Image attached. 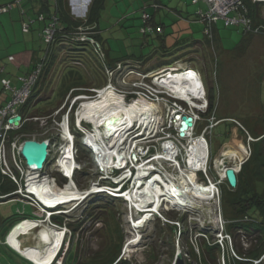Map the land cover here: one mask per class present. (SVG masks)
Segmentation results:
<instances>
[{
	"label": "rangeland",
	"instance_id": "374dc122",
	"mask_svg": "<svg viewBox=\"0 0 264 264\" xmlns=\"http://www.w3.org/2000/svg\"><path fill=\"white\" fill-rule=\"evenodd\" d=\"M69 1L71 6L75 7L77 4H85V2L89 0H75L76 4H74V0ZM135 1L136 0H120L122 4L117 6L113 1L108 0L106 3L104 2L102 7H100L99 13H101L100 23L103 37V48L107 53L111 51L113 57H122L133 54L138 57L145 55L142 60L147 63V66L149 64L155 65L160 62L162 64H173L180 57H188L186 62L183 63L190 64L191 61H193L192 67L201 73L202 80L206 86L207 98L210 95V89L215 91L214 110L210 111L208 106L207 108L202 109V111H197L198 115L200 114V119L196 123L194 129L195 136H198V139H201L200 136L203 134L206 127L210 128L205 134L211 153L209 166H211V162L212 164L216 162L215 158L218 160L222 158V156L226 159L230 158L229 161L232 163H236L235 160L239 163H241L240 161L243 159L246 160L247 163L244 165V168H246L244 172L245 187L248 189L251 188L253 192L256 190L258 194H263L264 177L262 178L257 175L255 171L256 160L254 155H250V153L253 151V142L264 136V35L246 34L244 33L242 26L227 27L223 21H219L215 26L217 25V35H219L220 38V51L223 52L220 54L217 49L215 50L213 46L206 43L204 44L206 56H203L202 54L193 55L190 54V52L196 49V44L194 42L196 40L194 39L205 41L204 25L200 22H195L194 25L183 30L187 26L185 23H180L177 19L168 20L165 17L164 22L167 27L164 29L166 30V36H170L171 41L174 38L183 39L185 37L187 39L188 37H192L194 32L197 36L194 39L191 38L188 40L186 42L187 44H183L180 48H173L168 52H164L158 46L160 41L155 33L144 35L141 32V26L144 25L141 18V10H139L137 6L134 8L130 5L131 2ZM123 2H125V4ZM87 7L88 6H82L78 10L74 9L72 10V14L80 17L82 11L86 10ZM147 9H149L150 13L155 15L159 12L155 11L153 6H149ZM77 13H80V15H77ZM4 14L5 13L0 14V21ZM11 14L15 13L13 12ZM7 16L8 15L4 17ZM28 16L35 18L36 14L28 12ZM28 16H26V18H28ZM6 23V26L0 29V33L7 37V43L3 42L2 44V41L0 43V59L5 53L8 54L11 52L23 51L27 46V49L29 50L35 49L34 47H36L38 51L42 49L39 56L35 55V57L41 62L44 61L47 45H43L39 38V24H33L32 31L25 33L19 28V23H22V20L16 15L13 17L10 16L9 19L6 20ZM179 23L183 27L182 29H180L181 26H179ZM173 27L174 31L176 29L175 32L173 31ZM243 39L246 40L244 41ZM69 46L70 45L66 44L60 46L54 45L52 48L54 56L51 59V50L45 61L44 70L39 80L38 87L40 88V92L37 101L30 110V112H33L38 108L47 106L51 108L49 111H53L52 113L55 114L53 119H50L48 124L44 125V128L41 127V122L36 121L43 129L40 137L45 139L49 136H57V133H59V130H56L57 125L60 124L64 115L66 116V114H70L68 116L70 129L75 137V147L77 144L79 147V156L78 158L76 157V160L77 163H79L78 165L80 168L72 178L75 184L70 183L66 188L72 186L75 189L77 187L75 190L78 189L80 192H83L85 197L83 200L76 201L75 203L54 205L55 209L60 207V209L66 211L56 212L57 216L63 217V224H61L63 226L61 227L64 229L61 230L66 232V247L61 253L59 262L64 264L66 261V264H76V259L82 262L85 260L86 256H94V254H99L103 257V252L113 249L121 238L122 247L118 257L122 256L123 260H127L132 264H201L203 258L202 243H216L222 228L225 230V234L228 235V239L227 241H224V249L220 245L221 250L217 258L218 264H228L229 260L233 259L235 255L239 257L241 256L239 252H246L247 249H250L253 245L250 240L254 236L256 237L257 233L251 230L245 235L243 231L241 232L233 226V223L244 222L247 218L238 217L232 206L231 200L228 197H225L226 192L229 191L227 183L220 187V189L223 190L222 195L226 198L223 199V196H221V203H218L217 196L213 199L214 193L209 194L207 191H205V193L212 196H210L211 198L208 202L204 199L198 200L193 198L185 201V199L182 200L176 196H162L160 201L164 200L165 202L178 207L174 208L173 206H169L168 209L165 208L161 211L162 215L155 214L151 216L149 222H147L144 227H141L139 231L134 229L132 220L136 217L138 218L140 213L136 212L135 208L131 206L130 201H126L119 196L111 195L107 193L106 190V192L89 193V191L93 189L96 191V186L100 184L104 183L106 185H111V183H113L109 179H103V177L107 176V172H102L100 170L102 165L103 169L107 171H111V168L102 164L90 147L85 145V136H83L82 132L75 125V114L78 113L79 122L84 119L91 120L85 122L84 125L88 131L90 130L92 133L99 135L101 128H99V120L110 115L112 111H101L94 119H90L89 117L82 118L80 111L83 107L93 104V102H88L91 101L92 98L88 99L87 97H84L82 100H77L71 109V105L74 101L73 99L78 93L76 94V92L73 93V91H71L64 99L60 100L58 98V93L61 87V79L65 74L68 75L67 69L82 72L84 75V81L87 82L82 84V90H92L94 93H96V90H101V94L108 89H105V87L109 83L112 84V87L118 90H132V87L134 86L130 82L140 80L142 76L140 74H131L126 78L125 83L121 82L119 78L123 77V74L110 76L101 66L98 65L95 57L84 58L88 55L87 51H71ZM199 47L200 45L198 44L197 49H199ZM89 48L92 47H88L87 49ZM81 59L83 60L81 61ZM128 62L127 65H130L133 70L139 72L142 70L145 71L143 65L140 64L139 61L133 60ZM118 64L119 63L116 65ZM0 65H4L5 68H10L6 69L5 74H0V91L2 90L4 92V96L8 94V96L11 97L10 91H6L3 88L1 82L2 78L5 77L16 83L17 76L24 75L26 70L25 68H11V63L8 58L0 60ZM121 65L129 70L127 65ZM167 67L168 66L165 68ZM107 70H109V68ZM161 70L162 66H158L151 71L155 72L154 74H157ZM110 77L113 79L112 82L109 79ZM202 80H199V86L197 89L187 86L188 93L195 95V98L197 97L196 103L192 101L189 103L200 108L205 104L201 102L202 97L200 91ZM104 83H106L104 87L102 86L99 88V85H103ZM18 85L20 86L19 83ZM44 96L50 97L46 101L43 99ZM99 97L100 96L92 100L96 101ZM140 99L143 98L135 99L131 102L127 99L129 103L124 100L121 107L125 109H136L137 102ZM81 102L84 103L79 112H77L78 106ZM65 104L66 107L62 109ZM158 107L159 111L156 116L155 125L151 128L152 131L150 132L149 141L146 137L145 140L141 139L138 142H143L144 145L156 144L155 150L160 152L161 150L159 146L161 145V142L166 140L165 136L168 137L170 135L168 134L169 131L173 133L174 137H178L177 133H175L178 127H172L170 123L171 120L174 119V114L176 112L173 111L170 115L168 112V106L158 104ZM188 108L191 107L189 106ZM60 110L62 111L60 112ZM189 112H192L191 109H189ZM166 121L168 124H165ZM66 125L67 124L65 123L64 126L66 127ZM139 125L141 126V124ZM211 126L214 127L211 128ZM144 129L147 128L143 127L142 131ZM164 131H166L167 135L164 137L159 136L158 132L164 133ZM245 131L248 133L247 136ZM145 133L147 134L148 132ZM154 135L156 136L154 137ZM226 135L228 138L224 140ZM178 140V143L181 145L180 149H185L183 148L184 145L186 148L188 146V148H190L191 143H194L193 139L189 141H184L182 139ZM64 144L63 137L59 136V139L56 140L52 149L53 158L49 161V168L54 161V157L58 155L57 153ZM81 145H84V147H81ZM126 145L128 146V144ZM95 150L96 148L94 151ZM123 156L125 160L128 154L127 156L123 154ZM122 162L124 163L125 161H121L119 164ZM153 162L155 163L157 160H153ZM163 163V167L169 169L172 180L178 178L179 175L176 167L171 166L170 168V163H168V165L162 160V164ZM62 168L65 173H67L65 168ZM185 170L188 171L185 172L186 178L181 175L182 178L179 180L176 179V181L182 189L187 187L190 190L197 185L209 187L210 185L202 183L206 182L208 177L211 180H215L219 174V172L217 173L215 171L214 167L213 171L208 172V175H197L195 171H191L189 168H185ZM189 172H192V174ZM57 177H59V186L62 187V185H64L65 187L67 182L64 184L63 177L58 175ZM221 177L224 178L223 176ZM188 178H192L191 182H193V184L187 182ZM153 179L145 180L144 182L152 181ZM153 185L155 191H160L162 188L161 184L158 182L153 183ZM126 186L131 187L129 184ZM66 188H62L61 190ZM58 189L60 190L59 187ZM58 189H55L56 192L59 191ZM118 193L119 192H117V194ZM17 197L18 196L15 198ZM148 203H145L144 206L147 207ZM12 204H14V201H10L6 203V205L0 203L1 217L4 218L6 215L9 216L13 214V212H11ZM33 209L35 212H38V214H43L37 208ZM155 209H158L157 206H155ZM218 214H220L221 217L218 216ZM53 221V218H48L47 225H50ZM54 223H56V221H54ZM46 226L44 228V226L40 224L39 227H36L37 229L42 227V232L40 231L38 233L37 238V241L41 245L39 248L40 250L45 247V242H42V233L48 234V232H50V228H47ZM19 229L20 234L30 228L26 225H20ZM75 229L76 234L74 235ZM204 232H206L205 235L201 234ZM140 238L141 240L138 242ZM108 242H112L111 245H109L110 243ZM190 246L192 247L194 254L190 253ZM180 261L181 263H179ZM11 264L15 263L13 262Z\"/></svg>",
	"mask_w": 264,
	"mask_h": 264
},
{
	"label": "trees",
	"instance_id": "16d2710c",
	"mask_svg": "<svg viewBox=\"0 0 264 264\" xmlns=\"http://www.w3.org/2000/svg\"><path fill=\"white\" fill-rule=\"evenodd\" d=\"M104 1L105 0H92L91 5L87 9L86 15L84 17H77L72 14L73 11H72V7H71L69 0H53V1L51 0H22L20 4H17L14 0V2L18 5L20 9V14L22 18V30L25 33H29L30 31H32L31 29H32L33 24L41 25L40 30H39L40 40L43 45L44 44L47 45L46 51L43 49L45 51L44 62L49 56L54 45L60 46V45L66 44V45H70L69 47L71 51H74V50L87 51L88 55H86L84 58L95 57L97 59L98 65L101 66L105 72H107L106 70L108 68L109 69L116 68L117 63L127 65V63H129L128 61H130L128 59L137 60L140 62V64L145 63L142 60V58L145 57V55H141L140 57H138L133 54V55H127L121 59H110L109 58L108 53L105 51L102 45V29H101V23H100L101 13H99L100 12L99 9L100 7L103 6ZM243 1L248 6L249 15L253 18L254 22L258 25L264 24V3H260V2L255 3L253 2V0H243ZM191 2L192 4L197 6L195 15H197L198 10L202 9L203 6L204 8H206V4L204 3V0H196V1L191 0ZM148 3L149 4H145L142 8H140L141 18H142V12L145 10L148 11L147 8L149 6H153L155 8V11H160L162 7L166 8L164 4L158 3V0H150V2ZM2 6H9V5L8 4L0 5V7ZM28 12H32L36 14V17L35 18L29 17ZM2 13H6V12H0V14ZM150 14H151V22L153 23V25L161 26L159 23L156 22L155 14L153 13H150ZM26 16H28V18H26ZM219 21H222V20H219ZM25 24L28 25L27 31H25L24 29ZM215 24H213V28L211 30L212 37H210L209 34L205 33V25L203 24L205 42L209 44L210 46H213L215 50L217 49L219 51V46H218L219 38L216 35L217 29H216ZM143 26H145V23ZM143 26H141V29ZM47 28H51L54 30V36H53L52 41L50 42L45 41V38L43 37L45 30ZM162 28H163V31L156 35L161 40H164L166 38L165 37L166 33L164 32V26H162ZM84 35L88 38L83 39ZM144 35H151V34H144ZM90 38H92L93 40ZM88 47H92V48L87 49ZM164 51H166V48H164ZM101 52L104 54V57L101 56ZM50 56L52 59V57L54 56L53 50ZM82 60L83 59H81V61ZM76 61H79V60H76ZM39 62L41 61L35 59L32 70H34V68L37 67V64ZM127 66L130 69H132L130 65H127ZM4 71H5L4 68L2 70L0 69V74H2ZM140 72L149 73L151 72V70H149V67H148L145 69V71L142 70ZM67 73L69 76L65 74L61 79V87L58 93V98L60 100L64 99L66 95L71 91H73V93L76 92V94L78 93L77 95L87 94L89 96H94L96 94L92 90H82L81 88L82 84L87 83L84 81V75L82 74V72L67 69ZM24 75L17 76L16 83L20 84L21 82L18 80V78ZM11 82H12V85L17 86L16 84H14L12 80ZM105 84L106 83H104L103 85L100 84L99 88H101L102 86L104 87ZM38 86H39V81L33 87L32 93L29 96L27 102L19 109L20 115L25 120L26 119L28 120H26L23 123L21 128L12 132L10 135L11 137H14L15 135L19 134L22 137L21 138L22 141L26 139H33V138H37L41 140L45 139V138L40 137V135L43 132V129L39 126V123L32 120V118L39 117V116H49L52 114L53 111H49L51 108L45 106V107L38 108L34 110L33 112H30L32 106H34V104L36 103L39 92H40V88ZM44 97L43 99L47 101L50 96H47V97L44 96ZM10 98L11 97H9L8 101L10 100ZM208 101H209L210 111L214 110L215 91H213L212 89H210V95L208 96ZM245 134L246 136L248 135L246 131H245ZM227 138L228 136L226 135L224 140H226ZM81 147H84V145H81ZM77 149L79 152L78 144H77ZM252 155H254L255 160H256L255 171L259 177L261 176L263 178L264 177V136H262L261 138L253 142ZM246 163L247 162L243 164V168L237 174V177H238L237 187L233 188L228 184L229 191L226 192V195L225 194L224 195L225 197H228L231 200L232 206L234 207L235 212L237 213V216L247 217L248 219L244 222H235L233 223V226L237 228V230L241 232L243 231L245 235L246 233H249L251 230L255 231L257 234H256V237L254 236L250 240L253 244L252 247L250 249H247L246 252H239L241 254L240 256L241 259L234 257L233 259L229 260L228 264H253L252 260L258 259L264 253V193L258 194L256 190L253 192L251 188L248 189L247 187H245V178H244L245 173L244 172L246 168H244L245 167L244 165H246ZM15 190H16V185L8 177L3 176L0 179V201L9 200V198L11 197L6 196V195L13 193ZM3 196H6V197H3ZM223 199H226V198H224L223 196ZM32 216H33V219L40 218L39 216H36V215H32ZM24 219L25 217H12V218H7L6 220H4L5 223L8 224L7 232L11 231L17 224H19ZM53 219L59 224H63V217L53 216ZM75 234H76V229H75L74 235ZM202 234L205 235L206 232ZM111 243L109 245H111ZM201 246H202V256H203L201 264H218L217 258L221 250L220 243L203 242ZM121 247H122V239L120 238L113 249L103 252V257L100 256L99 254H94V256H86L85 260L82 262L76 259V264H132L131 262L127 260H123L122 256L118 257L120 254ZM190 249H191L189 250L190 253L194 254V251L191 246H190Z\"/></svg>",
	"mask_w": 264,
	"mask_h": 264
},
{
	"label": "built area",
	"instance_id": "2783aa9c",
	"mask_svg": "<svg viewBox=\"0 0 264 264\" xmlns=\"http://www.w3.org/2000/svg\"><path fill=\"white\" fill-rule=\"evenodd\" d=\"M21 1L22 0H15L17 4H20ZM253 2L264 3V0H253ZM204 3L206 4V8L199 9L197 15L199 21L205 25V33L209 34L210 37H212L211 30L213 28V24H215L219 20L224 21V24L227 27L242 26L246 34L264 35V24L258 25L254 22L253 18L249 15L248 6L245 4L243 0H204ZM7 11H9V6L0 7V12H7ZM142 19L145 23V26H143L141 29V32L143 34H154V33L158 34L163 31L162 26L153 25V23L151 22V14L147 10L142 12ZM24 29L25 31L28 30L27 24H25ZM53 36H54V30L51 28H47L43 35L45 41L47 42L52 41ZM84 38H88V37L84 35L83 39ZM101 56L104 57V54L102 52H101ZM44 64H45L44 61L39 62L37 64V67L34 68V70L25 74L24 76L19 77L18 80L21 82L20 86L12 85L11 80L7 78H2L1 80L4 90L10 91L11 98L8 102H6L5 105L0 106V179L3 176L8 177L18 187L17 191L14 193L22 196L24 199L29 201V203H31L32 206L39 208L42 212H48L49 210L46 204H44L45 202L40 200L38 195H36L35 193L36 190L34 186L43 183L46 180L48 182H53L55 181V178L50 176V174L47 172L48 170L47 168L41 172V171L32 170L29 167H27L20 154V149L22 146V140H21L22 137L19 134L15 135L14 137L10 136L12 132L21 128L23 123L26 120H28V119L25 120L20 115L19 109L27 102L29 96L32 93L33 87L39 81L40 76L44 70ZM178 72L180 74H184L194 71L189 68H182V66L178 64V62H174L173 64L168 65L167 68H162V70L157 74H154L155 72L152 71L149 73L138 72L130 68L129 70H127V68L123 67L121 64H118L117 67L114 69L107 70V73L110 76L123 74L122 75L123 77H120L119 80L124 83L126 82V78H128V76H130L131 74H140L142 76L140 80L130 82L134 86L132 87V90H128V91L122 89L118 90L112 87V84L109 85V87H111L113 90L122 94L123 97L126 98L129 95H135L139 98L146 99L147 101H151L157 104H164L168 106L169 110L171 109V113L174 111L176 112V114H180V115L190 114L193 115L196 120L197 118H199V115L194 112L193 107L190 106L191 108H188L185 105H182L177 100L178 97H184V96H187L188 98L191 99L192 95L191 94L188 95L187 93L185 95H182L181 88L174 90L165 84L166 79L172 80L173 77L178 74ZM148 79H152V82L150 83ZM110 80L112 82L113 79L110 77ZM200 93L204 97L205 90L202 83H201ZM189 109H191L192 112H189ZM17 115L21 116V120L18 125H15L10 122V119ZM54 115L55 114L44 117H33L32 120H34L35 122L36 121L41 122L42 123L41 127H44V125H47L48 121L52 117H54ZM180 121H181L180 118L179 119L174 118L173 120H171V124L178 127L180 125ZM65 122H68V115L63 116L60 124L57 125L56 127V130H59V133H57V135L63 137V139H66V132L63 131ZM176 139L178 140L179 138ZM193 141L196 142L195 139ZM54 145L55 142H53V144L51 145L50 156L48 158V161H50L51 158H53L52 149ZM138 145H134L133 149L134 150L140 149L141 156L144 157L146 156V154H149V151L152 149V147L156 148V144H151L146 147L144 146L139 147ZM191 148L192 145L190 149L186 152L185 157L182 159L183 164L184 165L187 164V168H191V167L195 168L197 172H200L202 170L205 175H208V172L211 170V167L209 166V152L207 151V156L204 161L198 160L193 158L194 151L192 152ZM178 153L179 151L176 149V147H173L171 154H173L174 157H177ZM57 154L58 155L54 157V161L50 166V170H56V171L63 170L62 166L59 164V161L60 159L65 158L67 156L64 145L63 147H61L60 151ZM201 157H203L202 154ZM153 158L154 157H150V156L147 158L146 157L143 158L144 160L143 163L145 165H148V166H144L145 170L149 171L150 168L153 166L152 165ZM163 166L164 163L161 164L159 167L161 168ZM161 169L166 171L165 167ZM224 178L219 177L215 182V184H220L224 180ZM207 180L209 181V183H211L212 181L209 177L207 178ZM42 221H43L42 219L40 218L38 219V222H42ZM50 226L52 228H56L59 230L64 229L63 227L54 224L53 222L50 223ZM224 240L225 237L220 235L218 241L219 243L222 244L223 248H224ZM252 261L254 264H264V254L260 258L253 259Z\"/></svg>",
	"mask_w": 264,
	"mask_h": 264
},
{
	"label": "bare ground",
	"instance_id": "6f19581e",
	"mask_svg": "<svg viewBox=\"0 0 264 264\" xmlns=\"http://www.w3.org/2000/svg\"><path fill=\"white\" fill-rule=\"evenodd\" d=\"M198 75L195 74L194 72L184 73V74H180L178 72V74L175 75L172 80L166 79L165 84L174 90L181 88L182 95H185L186 93L189 95L187 86L192 87L193 89H197L199 86L198 82L199 80L201 81V78ZM100 92H99V96H100L99 99L93 101L92 99L94 98H92L91 101L88 102H93V104L90 106L83 107L80 113L82 114V118L89 117L90 119H94L101 111H112L110 115L106 116L105 118H101L99 120L100 121L99 126H102V124L112 116L121 117L122 122L120 125L117 124V126L111 127L110 129L100 128L99 135L94 134L92 132H87V134L84 137L87 145H89L94 149L96 148L95 154L98 157L97 159L101 161L102 164L111 167L112 164L115 163L119 164L121 161H125L123 154L127 156L128 151H126L125 146H122V144L126 139V136L129 134V130L132 128V126L141 124V126L146 128L154 127L156 122V116L159 111V107L157 103L147 101L146 99H140L137 102L136 109L134 108L125 109L121 107V104L125 100L124 97L121 94L117 93L115 90H113L111 87L103 91L101 94ZM84 97L85 96L79 97V99L82 100V98ZM84 120L91 121L87 119ZM191 131L192 129L187 130L184 135L187 136L188 134H190ZM164 147L166 148V154L162 156L165 158L172 159L174 157V155L171 154L172 152L171 148L173 147V144L171 142H165ZM206 147H207V143L203 141L202 138L201 141L194 142L191 148V151L192 152L194 151L193 158L204 161L207 156ZM121 148L125 150L123 149L121 150ZM66 154L67 156L65 158L60 159L59 164L65 168L67 172L66 175L69 178H71L73 169L75 167L74 161L72 159L73 155H72L71 142ZM201 154L203 157H201ZM67 157L69 160H67ZM229 159L230 158L228 159L220 158L216 160V167L218 168V172L223 177L225 176L226 162L227 161L230 162ZM183 167L184 166H180L179 169L177 170L179 175L177 178L178 180L182 178L181 175H183L186 178L185 172L188 171L185 170V168L183 169ZM189 169L191 171L196 172V169L194 168L195 169L194 170L193 167ZM189 173L192 174V172ZM148 175H149L148 171L139 169L136 178H134L136 181L134 187L131 190H129L127 193L123 194L125 195L126 200L131 202L130 203L131 206L135 208L137 207V209H142V211H145L144 212L146 214L145 216H143L142 214L138 218L133 219L135 223L131 221L134 229L137 231L141 229L142 224L146 223L147 220L151 219L150 216L153 213H150V211H154V210L156 211L155 206L159 208L160 198L162 196H169V195L176 196L182 200L185 199V201L191 200L193 198L200 200L199 198H202L208 202L212 196L207 195L205 191L209 192V194L215 193L214 185L209 187L204 185L201 186L197 185L192 190L188 189L187 187H184L182 189L181 186L177 183V181H174L172 179L167 180V178H165V176H162L161 174L160 175L157 174L156 177H153L154 179L151 178L153 179L152 181L144 182L145 178H147ZM191 179L192 178H188L187 182H189V184L190 183L193 184V182H191ZM155 182L161 184L162 188L160 189V191L154 190L153 183ZM34 188L36 190L39 199L45 202L44 204H47V206L52 205L50 207L48 206L52 210H56L54 208L55 207L54 205L63 204V203L64 204L75 203L76 201L83 200V198L85 197L84 196L85 194L83 192H80L78 189L75 190L72 186H69L64 190H61L60 188L61 191L56 192L55 189L58 187H56L55 184H54V188L51 189L50 184L43 182L35 185ZM94 190L95 189H93L92 191ZM148 202H150V204H153V209H149L148 205L147 207L144 206V204ZM20 225H26L29 226V228H31L35 226V223L31 221L22 222L18 224L16 227H14L9 237L11 244H13L20 252L24 253L25 255L37 261L38 264H48L56 254L57 249L59 248L60 241L63 237V234L61 232H55L54 241L53 242L46 241L47 243L49 242L48 243L49 250L45 251L44 253H42V251H39L38 249L35 248L21 249L19 246V242L16 241V237L19 235ZM44 237L45 240H49L50 234L45 233Z\"/></svg>",
	"mask_w": 264,
	"mask_h": 264
},
{
	"label": "clouds",
	"instance_id": "9594fccd",
	"mask_svg": "<svg viewBox=\"0 0 264 264\" xmlns=\"http://www.w3.org/2000/svg\"><path fill=\"white\" fill-rule=\"evenodd\" d=\"M197 16V15H196ZM198 18V17H197ZM175 62H178V64H180L181 66H182V68H189V69H191V70H193L196 74H199V76H200V78H201V80H202V76H201V73L198 71V70H196V69H194V68H191V67H184L183 66V63H181V62H179V61H175ZM170 65V64H169ZM143 73H145V72H143ZM152 79H148V81H150V83L152 82L151 81ZM110 84V83H109ZM109 84L105 87V89L106 88H109ZM202 84H203V87H204V90H205V95H204V97L201 95V97H202V101L201 102H203V103H205V104H203V107L201 106V108L200 107H198V106H194V105H191L189 102H194V103H196V101H197V97L195 98L194 96L195 95H192V97H191V99L190 98H188L187 96H186V98H185V96L184 97H178L177 98V100L182 104V105H185L186 107H189V106H192L193 107V109H194V112L196 113V114H198L197 113V111H202V109H205V108H207L208 106H209V101H208V98H207V93H206V86H205V84H204V82H203V80H202ZM102 90H104V89H102ZM101 90H96V94L94 95V96H89V95H87V94H79V95H76L75 97H74V101H73V103H72V105H71V109H72V107L75 105V103H76V101L77 100H80L79 99V97H82V96H85V97H87L88 99H91V98H97V96H99V92H100ZM117 92V91H116ZM118 93V92H117ZM120 94V93H119ZM122 95V94H121ZM86 98V99H87ZM124 99H125V101L127 102V103H129V102H131V101H134L135 99H139V97H137V96H135V95H129L128 97H124ZM127 99H128V101H127ZM200 99V98H199ZM198 99V100H199ZM206 101H205V100ZM151 102V101H150ZM84 102H81L80 104H79V106H78V109H77V112H79V110L81 109V107H82V104H83ZM154 103V102H153ZM190 104V105H189ZM66 107V104L62 107V109H64ZM70 109V110H71ZM197 109H199V110H197ZM70 110H69V112H70ZM62 110H60V112H61ZM168 112L170 113V115H171V109L169 110L168 109ZM200 113H202V112H200ZM53 114V113H52ZM51 114V115H52ZM66 115H70V114H66ZM176 115H180V114H174V118H176ZM200 115V114H199ZM55 116V115H54ZM65 116V115H64ZM180 116H192L193 117V122H194V124H193V126L191 127V128H189V129H192V131L190 132L191 134H189V135H187V136H185V135H183V136H181V131H180V126H178V128L176 129V132L175 133H177V135H178V137L177 138H179L180 140L182 139V140H184V141H189V140H191V139H195V141H201V139H198V136H195V134H194V129H195V127H196V123L198 122V120L200 119V116H199V118H197L196 120H195V118H194V116L193 115H180ZM53 119V117L51 118V120ZM181 119V118H180ZM85 122H87V121H85V120H82L81 122H78V113H76L75 114V125H76V127H78L79 128V130L82 132V134H83V136H85L86 134H87V132H91L90 130L88 131V129L86 128V126L84 125V123ZM67 125H66V127L64 126V131L66 132V139H63L64 140V142H65V144H64V146H65V149H66V151L68 150V147L70 146V142L72 143V155H73V161H74V164H75V167H74V169H73V173H72V176H71V178H69L67 175H66V173L64 172V170H61V171H56V170H50V168H49V161H48V159H47V161L45 162V164H44V168L42 169V170H40L41 172L42 171H44L46 168L48 169L47 170V172L50 174V176H52V177H54L55 178V181H53V182H48L47 180L46 181H44V182H46V183H48V184H50L51 185V189L52 188H54V184L56 185V187H59V188H66L68 185H70V183H74V181L72 180V178L74 177V175H75V173L79 170V163H77V160H76V157L78 158V149H77V145H76V147H75V142H74V140H75V137H74V134L71 132V129H70V124H69V118H68V122H65ZM90 123V122H89ZM171 123V122H170ZM180 123H181V121H180ZM165 124H168V122L166 121V123ZM172 125V127H175L173 124H171ZM101 127V129H102V126H99V128ZM214 126H211V128H213ZM44 128V127H43ZM142 128H143V126H140L139 124H137V125H135L134 127L132 126V128L129 130V134L126 136V139L124 140V142H123V144H122V146H125V149L128 151V156L126 157V159H125V162L122 164H118V163H115V164H113V166H111L110 168H111V171H107V170H103V165L101 166V168H100V170L102 171V172H107V176L106 177H103V179H109V180H111V182H113V183H111V185L109 184V185H106V184H100V185H98V186H96V191L95 192H106L107 191V193H109V194H111V195H114V196H119V197H122L124 200H126V198H125V195H123V194H125L128 190H130V189H132L133 188V186L135 185V179L134 178H136V175H137V173H138V171H139V169H141V170H145L144 169V166H148V165H145L144 163H143V158H147V157H154L153 158V160H157V162H153L152 161V167L150 168V170L148 171L149 172V175H148V177L145 179V180H149V179H151V178H153V177H155L157 174H161L162 176H165V178H167V180H171L172 179V177H171V175H170V173H169V169H166V171L165 170H162L159 166L162 164V160L165 162V163H170V168H171V166H175L176 167V170H178L179 169V167L180 166H184V168H187V164L186 165H184L183 164V158L185 157V154H186V152L190 149V148H186L185 147V145L183 146V148H185V149H180L181 148V145L178 143V141L179 140H177L176 139V137H174L173 136V133L171 132V131H169V133L168 134H170L168 137L167 136H165V135H167L166 134V131H164V133H161V132H158V134H159V136H161V137H164L165 136V138H166V140L164 141V142H161V145L159 146V148H160V152H158V151H156L155 150V148H153L152 147V149L149 151V154H146V156L144 157V156H141V153H140V149H138V150H134L133 149V146L134 145H138L139 147H142V146H144V147H146V146H148V145H144V143L142 142H138L139 140H145V138L147 137V140L149 141V139H150V132L152 131V129L151 128H147V129H144L143 131H142ZM165 129V128H164ZM163 129V130H164ZM188 129V130H189ZM208 129H210L209 127H206V129L204 130V132H203V134L200 136V138H202V140L203 141H205L206 143H207V147H206V149H207V151L209 152V160H210V157H211V153H210V150H209V146H208V141H207V139L205 138V134H206V131L208 130ZM149 130V131H148ZM142 131V132H141ZM93 132H95V131H93ZM145 132H148L147 134L145 133ZM154 132V131H153ZM132 133H133V135H132ZM157 134V135H158ZM147 135V136H146ZM58 136V135H57ZM57 136H51V137H48L49 139H51L52 140V143L50 144V148H51V145L53 144V142H56V140L57 139H59V136L57 137ZM149 136V137H148ZM156 135H154V137H155ZM173 136V137H172ZM185 136V137H184ZM140 138V139H139ZM168 138V139H167ZM171 138V139H170ZM33 139H36V140H40L41 141V139H37V138H33ZM252 139V138H251ZM44 140V139H43ZM55 140V141H54ZM24 141V140H23ZM23 141H22V143H23ZM165 142H171L172 144H173V147H176V149L179 151V153H178V156L177 157H173L172 159H169V158H165V157H163L162 155H165L166 154V148L164 147V143ZM187 143V142H186ZM126 144H128V146L126 145ZM85 145L87 146V147H90L89 145H87V143L85 142ZM183 145V144H182ZM191 145H192V143H191ZM191 145H190V147H191ZM164 149H163V148ZM173 147L171 148V150L173 149ZM50 148H49V156H50ZM124 148V147H123ZM123 148H121V150L123 149ZM90 149L92 150V152L93 153H95V151H94V149L92 148V147H90ZM168 150V149H167ZM252 154V151H251V153H250V155ZM159 155V156H158ZM49 156H48V158H49ZM155 156H156V158H155ZM22 157V156H21ZM224 158V156H222V159ZM23 159V158H22ZM216 159L217 158H215V161H216ZM69 160V159H68ZM212 160H213V153H212ZM23 161H24V163H25V160L23 159ZM98 161V160H97ZM248 161V160H247ZM241 163L239 164V166H235V163H232V162H228L227 161V164H226V166H225V171H226V168L227 167H234L235 169H236V174H238L240 171H241V169H242V166H243V164L246 162V160H242V161H240ZM99 163V162H98ZM100 164V163H99ZM178 164H179V166H178ZM25 165H26V163H25ZM51 165V164H50ZM209 165H210V163H209ZM27 166V165H26ZM154 166H157V167H154ZM28 167V166H27ZM211 170L210 171H213V167H214V169H215V171L218 173V168L216 167V162H214L213 164H212V162H211ZM147 171V170H146ZM209 171V172H210ZM197 172V171H196ZM55 174V175H54ZM198 174H204L203 173V171L201 170L200 172H197V175ZM57 175L58 176H61V177H63L62 179L64 180V184L67 182V184H66V186L64 187V185H62V187H60L59 186V184H58V180H59V177H57ZM205 175V174H204ZM219 177H221L220 176V174H218V176L216 177V179L215 180H212L211 181V183H209V181L207 180L206 182H203L202 184H205V185H210V186H213L214 185V188H215V193H214V196H213V199L217 196V198H218V203H221V199H222V197L221 196H223L222 194V192H223V190L222 189H220V187L221 186H224L226 183H227V185L229 184V182H228V180H227V177H226V174H225V178H224V180L220 183V184H215V182L217 181V179L219 178ZM238 178V177H237ZM61 179V180H62ZM176 179L177 178H175V179H173V180H175L176 181ZM73 181V182H72ZM200 183V182H199ZM75 184V183H74ZM127 184H129V186H131V187H127L126 185ZM230 185V184H229ZM75 187H76V185H75ZM237 187V186H236ZM77 188V187H76ZM75 188V189H76ZM235 188V187H234ZM17 189H18V187L16 186V190L14 191V192H16L17 191ZM58 189V188H57ZM59 190V189H58ZM106 190V191H105ZM59 191H61V190H59ZM11 193V194H9L8 196H18L20 199H22L21 201H26V202H28L29 203V201H27L26 199H24L22 196H20L19 194H16V193ZM91 192H94V191H89V193H91ZM117 192H119L118 194H117ZM36 193V192H35ZM117 194V195H116ZM36 195H37V193H36ZM86 195H87V193H86ZM199 199H202V198H199ZM213 199H211V200H213ZM127 201V200H126ZM31 206H32V204L31 203H29ZM150 203H148V207H149V209H153V205L152 204H150ZM152 205V206H151ZM47 206V205H46ZM62 206V205H61ZM169 206H173L174 208H176V207H178V206H174V205H172V204H170V203H168V202H165L164 200H162V201H160V206H159V208L155 211H150V213H153L151 216H153V215H162V210H164L165 208L166 209H168V207ZM32 207H34V206H32ZM50 207V206H49ZM48 206H47V208H48V212H42L39 208H37V207H34V208H37L38 210H40L43 214L42 215H39V217H40V219H42L43 221L42 222H38V219L39 218H34V219H25V220H23V221H21L20 223H22V222H28V221H31V222H33V223H35V226H33L32 228H36V227H39V225L41 224V225H43L44 226V228H45V226L47 225V221H48V218H53V216H57V211H61V212H66L64 209H60V207H58L56 210H52L51 208H49ZM133 208H135V207H133ZM180 208H182V207H180ZM135 210H136V212L137 213H140V215L139 216H141L142 214H143V216H145L146 214L144 213L145 211H142V209H137V207L135 208ZM138 216V217H139ZM150 216V217H151ZM218 216H220L221 217V215L220 214H218ZM133 217V216H132ZM150 217H148V218H150ZM137 218V217H136ZM136 218H134V219H136ZM245 218H247V217H245ZM150 220V219H149ZM149 220H147L146 221V223L147 222H149ZM248 220V219H247ZM134 223H135V221L134 220H132ZM138 221V220H137ZM136 221V222H137ZM19 223V224H20ZM53 223H54V221H53ZM146 223H144V224H142L141 225V227H144L145 226V224ZM54 224H57V225H59V226H63V225H61V224H59L58 222H56V223H54ZM18 225V224H17ZM16 225V226H17ZM15 226V227H16ZM47 228H50V232L48 233V234H50V239L49 240H45L44 238V234L45 233H42V242L44 243V245H45V247H44V249H42V250H39V251H42V253H44L45 251H47V250H49V248H48V243L49 242H53L54 241V238H55V232H61L62 234H63V237H62V239H61V241H60V244H59V248L57 249V252H56V254L54 255V257L52 258V260L48 263V264H61L59 261H60V258H61V253H62V251H64L65 250V247H66V243H65V240H66V236H65V233H64V231L63 230H59V229H56V228H52L50 225H47L46 226ZM14 229V228H13ZM12 229V230H13ZM37 229V228H36ZM39 229V232L41 231V229H42V227H40V228H38ZM12 230L11 231H9L8 232V234L5 236V238H6V240L7 241H9L10 242V240H9V237H10V234H11V232H12ZM42 232V231H41ZM202 234V233H201ZM220 235H222V236H224L225 237V240L224 241H227V239H228V235L227 234H225V230L222 228L221 229V231H220ZM226 235V236H225ZM142 238V237H141ZM141 238L138 240V242L141 240ZM219 238H220V236H219ZM219 238H218V240H219ZM46 241H49L48 243L46 242ZM218 243H219V241H217ZM11 243V242H10ZM65 245V246H64ZM220 245L222 246V244L220 243ZM14 246V245H13ZM15 247V246H14ZM223 248V247H222ZM26 249V248H25ZM224 249V248H223ZM22 255H24L25 257H27L29 260H31L32 262H34V264H38V262L37 261H35L34 259H32L31 257H29V256H27V255H25L24 253H22V252H20ZM264 254V253H263ZM262 254V255H263ZM261 255V256H262ZM260 256V257H261ZM235 257L236 258H238L239 256H237V255H235ZM259 257V258H260ZM253 262V261H252ZM64 264H66V261L64 262ZM254 264V263H253Z\"/></svg>",
	"mask_w": 264,
	"mask_h": 264
},
{
	"label": "crops",
	"instance_id": "0c3cea01",
	"mask_svg": "<svg viewBox=\"0 0 264 264\" xmlns=\"http://www.w3.org/2000/svg\"><path fill=\"white\" fill-rule=\"evenodd\" d=\"M107 1L108 0H105L104 2L106 3ZM110 1H113L114 4H116L117 6H120V4H122L120 2V0H110ZM74 2H75V0H74ZM77 2H79V1H77ZM91 2H92V0H89V1H86L85 4H81V3L77 4L75 6L76 8L73 6H71V7H72V10H74V9L78 10L82 6H84V7L88 6L89 7L91 5ZM148 2H150V0H136L135 2H131L130 5H131V7H134V8L137 6V8L140 10V8H142L145 4H149ZM123 3L125 4V2H123ZM158 3L164 4L166 6V8L162 7V10H160L158 12V14L155 15L156 22L159 23L161 26H164V28L167 27L166 23L164 22L165 17L168 20L177 19L180 21V23H185L187 26L183 30L188 29L191 25H194L195 22L196 23L200 22L194 13L196 11L197 6L192 4L191 0H158ZM5 4L9 5V11L6 12L1 17L2 20L0 21L1 22L0 29L2 27L6 26V24H7L6 20L9 19L10 16L13 17L16 15L20 20H22L21 14H20V9H19L18 5L14 2V0H0V5H5ZM74 4H76V2ZM127 6H128V4H127ZM88 7L86 8V10L82 11L81 15H80V13H77V15H80V17H84L86 15ZM148 11H149V9H148ZM13 12L15 14H11ZM6 15H8V16L4 17ZM180 23H179V26H181ZM19 24H20L19 28L22 30V23H19ZM94 24H96V23H94ZM40 27H41V25L39 24L38 30H40ZM182 28L183 27L181 26L180 29H182ZM165 31L166 30L164 29V32ZM173 31H174V27H173ZM175 31H176V29H175ZM196 36L197 35L194 32L192 34V37H188L187 39L184 37L183 38L184 40L174 38L172 41H171L170 36L169 37L166 36V38L164 40H161L158 37V39L160 41L158 46L160 49H162V51H164V48H166V51H164V52H168L169 50H171L173 48L176 49V48L182 47L183 44H187L186 42L188 40H190L191 38L194 39ZM217 36L219 38V35H217ZM6 38H7L6 36H4V35H2V33H0V43H1V41H2V44H3V42H6ZM39 38H40V33H39ZM194 40H196V41H194L196 44V49H197L198 44L200 45V47H199V49H197V51H196V49L194 51H191L190 54H193V55L194 54L195 55L202 54L203 56L204 55L206 56L205 51H204V48H205L204 44H206V42L200 41L198 39H194ZM12 43H13V41H12ZM218 43H219V45H218L219 46V52L221 54L223 51H220L221 50L220 38L218 40ZM125 44H126V41H125ZM34 48L35 49H33V50H29V49H27V46H26L25 50H23V51H18V52H13V53L11 52L8 54L5 53V55L3 54V56H1L0 60L8 58L9 62L11 63V68H13V69L25 68L26 73L30 72L34 66L35 59L38 60L37 57H35V55L39 56L40 52L42 51L41 48H40L41 49L40 51H38L36 49V47H34ZM197 52H198V54H197ZM108 55H109L110 59H121V58H124L125 56H127V55H125L122 57H113L111 51L108 52ZM187 58L188 57H186V58L180 57L176 61L183 63V62H186ZM128 60L133 61L132 59H128ZM188 61H190V60H188ZM192 63H193V61H191L190 64L189 63H183V66L194 68V67H192ZM169 64L170 63L162 64L160 62V63L155 64V65L149 64L147 66L146 62L142 63V65L145 69L149 67V70H152V71L154 68H156L158 66H162V68H165ZM3 68L5 71H6V69H10L7 67L5 68L4 65H2L0 69L2 70ZM5 71L2 74H5ZM3 78H5V77H3ZM14 84L19 86L18 83H14ZM8 99H9L8 94H6L4 96V92L1 90L0 91V105H2V106L5 105L6 102L8 101ZM10 197L11 198H9V200L0 201V203H4L5 205H6V203H8L10 201H14V204H12V207H11V212H13V214H11L9 216L6 215V217H4V218L0 216V264H2V263L11 264L13 262L15 264H34V262L29 260L24 255H22L20 253V251L16 247L13 246V244H11L10 242H7L5 236L8 233L7 232L8 231L7 230L8 224H6L4 220H6L7 218H12V217H25V219H33L32 215L39 216L40 214H38V212H35V210L33 209L34 207H32L28 202L21 201V199L19 197L15 198L16 196H10ZM27 217H29V218H27ZM38 233H39L38 229L32 228V227L29 230H27L23 233H20L16 237V241L19 242L20 248L21 249L22 248L23 249H25V248L26 249L27 248H31V249L33 248L34 249L35 248V249L40 250L39 248L41 247V245L37 241ZM10 261H11V263H10Z\"/></svg>",
	"mask_w": 264,
	"mask_h": 264
},
{
	"label": "water",
	"instance_id": "95a60500",
	"mask_svg": "<svg viewBox=\"0 0 264 264\" xmlns=\"http://www.w3.org/2000/svg\"><path fill=\"white\" fill-rule=\"evenodd\" d=\"M176 118H181L180 123V131L183 136L186 131L191 128L194 124L192 116H180L176 115ZM21 120V116L17 115L10 119V122L18 125ZM121 117L112 116L107 119L103 124L102 128L110 129L111 127L117 126V124H121ZM52 140L47 138L44 140H36V139H26L23 141L20 154L22 158L25 160L26 165L35 171H40L44 168V164L49 156V148ZM227 164V162H226ZM227 180L231 187H236L238 184V178L236 174V169L234 167H227L225 171ZM181 263V261L179 262Z\"/></svg>",
	"mask_w": 264,
	"mask_h": 264
},
{
	"label": "flooded vegetation",
	"instance_id": "af4514ba",
	"mask_svg": "<svg viewBox=\"0 0 264 264\" xmlns=\"http://www.w3.org/2000/svg\"><path fill=\"white\" fill-rule=\"evenodd\" d=\"M235 162V166H238L240 164L237 160H235Z\"/></svg>",
	"mask_w": 264,
	"mask_h": 264
}]
</instances>
